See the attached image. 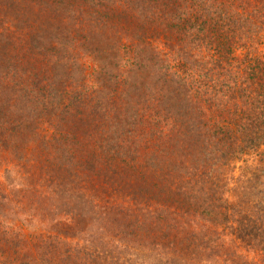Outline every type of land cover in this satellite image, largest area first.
<instances>
[{"label": "trees", "instance_id": "1", "mask_svg": "<svg viewBox=\"0 0 264 264\" xmlns=\"http://www.w3.org/2000/svg\"><path fill=\"white\" fill-rule=\"evenodd\" d=\"M0 264H264V0H0Z\"/></svg>", "mask_w": 264, "mask_h": 264}]
</instances>
